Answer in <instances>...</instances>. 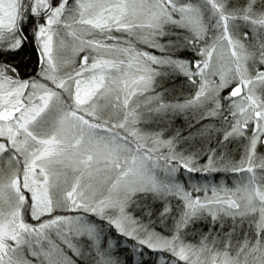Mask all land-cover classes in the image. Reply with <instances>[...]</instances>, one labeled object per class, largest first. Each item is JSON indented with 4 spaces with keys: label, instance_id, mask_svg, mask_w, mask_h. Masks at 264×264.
<instances>
[{
    "label": "snow or ice",
    "instance_id": "snow-or-ice-1",
    "mask_svg": "<svg viewBox=\"0 0 264 264\" xmlns=\"http://www.w3.org/2000/svg\"><path fill=\"white\" fill-rule=\"evenodd\" d=\"M0 264H264V0H0Z\"/></svg>",
    "mask_w": 264,
    "mask_h": 264
},
{
    "label": "trees",
    "instance_id": "trees-1",
    "mask_svg": "<svg viewBox=\"0 0 264 264\" xmlns=\"http://www.w3.org/2000/svg\"><path fill=\"white\" fill-rule=\"evenodd\" d=\"M32 56V49H31V46H28L25 51L23 53H21V57L23 59V61L27 62L28 63V67L29 69L31 68V60L29 59V57ZM23 67V65H22ZM182 81L180 80H177L174 82L173 86L176 87L177 89H179V85Z\"/></svg>",
    "mask_w": 264,
    "mask_h": 264
}]
</instances>
